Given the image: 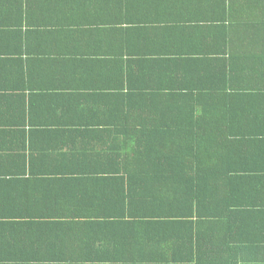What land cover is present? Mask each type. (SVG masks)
Returning <instances> with one entry per match:
<instances>
[{
	"label": "crops",
	"instance_id": "0c3cea01",
	"mask_svg": "<svg viewBox=\"0 0 264 264\" xmlns=\"http://www.w3.org/2000/svg\"><path fill=\"white\" fill-rule=\"evenodd\" d=\"M85 1L36 0L33 8L25 2L23 12L11 16L14 23L6 16L11 29L22 25V30L0 25V207L9 213L0 217V255L12 256L0 264H200L188 262L186 247L170 246L169 225L157 230L158 247H141L133 238L140 228L130 216L91 214L117 205L123 191L119 176L139 171L138 146H127L126 172L97 161L124 156V125L144 122L138 112L146 104L130 96L127 86L129 61L188 55L195 45L212 60L247 64L264 38L235 37L254 26V12L249 22L230 19H236V3L258 0ZM169 21L184 32L185 23L199 21L202 27L188 30L208 36L185 41L183 32L165 43L162 27ZM220 25L228 29L227 37L220 36ZM252 102L264 111V96ZM220 142L230 167L243 173L233 202L245 213L232 219L230 234L238 250L216 255H227L232 264H264V136ZM248 211L257 214L250 217ZM123 238L133 241L126 246ZM75 256L88 259L76 262ZM209 258L203 264H221Z\"/></svg>",
	"mask_w": 264,
	"mask_h": 264
},
{
	"label": "trees",
	"instance_id": "16d2710c",
	"mask_svg": "<svg viewBox=\"0 0 264 264\" xmlns=\"http://www.w3.org/2000/svg\"><path fill=\"white\" fill-rule=\"evenodd\" d=\"M7 1L0 0V25L11 32L20 31L22 25L14 30L8 25L9 21L14 23L11 16L16 10L22 13L25 2L29 8L37 7L36 0ZM208 2L212 5L215 0ZM208 2L202 1L201 5L206 6ZM259 2L235 4L236 13L233 14L236 19H230L231 23L249 22V16L254 12L251 14L254 26L248 27L250 31L246 27L236 32L235 37L264 38V3L258 7ZM224 23L221 22L223 26ZM184 25L185 32L178 23H166V29L162 27L165 43L177 40L183 32L185 41L208 36L207 31L196 34L188 30L202 27L199 21ZM227 31L220 25L221 37H227ZM195 47H191L188 55L180 53L179 57L160 54L152 55L148 62L144 58L129 61L127 86L132 88L130 96L138 95L142 100L139 103L146 104L145 110L138 112L144 122L124 125V156H111L105 163L97 161V164L116 166L126 172L129 166L127 146L133 143L138 146L136 163L139 171L135 175L123 173L119 176L123 191L115 200L117 205H107L103 211H92L91 214L130 216L133 224L140 228V235L136 237L133 233V238H139L141 247L152 244L158 247L162 238H156L161 235L157 230L169 225L170 246L186 247L188 262L208 263L210 255L221 264H232L227 255L216 253L222 249L223 252L238 250L230 233L235 225L232 219L245 213L233 202L241 187L237 180H241L243 173H238L237 167H230L231 157L219 148V143L227 137L264 136V111L252 102V99L255 101L264 96L261 91L264 89V42H258L247 64L236 66L239 63L236 59L233 67L229 62L231 59L228 63L226 59L212 60L205 48L195 50ZM237 67H241L240 71ZM78 161L86 164V159ZM7 211L0 207V217L9 216ZM255 214L248 211L247 215L254 217ZM160 218H165V222H152ZM154 226L160 227L154 229ZM154 230L155 234H151ZM131 241L123 238L121 243L128 246ZM215 246L221 249L214 250ZM10 258L12 256L0 255V260ZM74 259L84 262L88 258L75 256ZM234 264L239 263L235 260Z\"/></svg>",
	"mask_w": 264,
	"mask_h": 264
}]
</instances>
